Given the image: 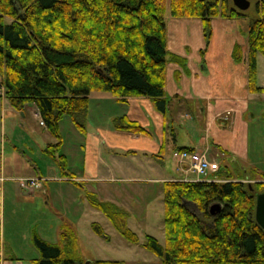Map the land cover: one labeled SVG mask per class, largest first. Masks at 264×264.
I'll list each match as a JSON object with an SVG mask.
<instances>
[{"label":"trees","instance_id":"trees-1","mask_svg":"<svg viewBox=\"0 0 264 264\" xmlns=\"http://www.w3.org/2000/svg\"><path fill=\"white\" fill-rule=\"evenodd\" d=\"M261 1V0H260ZM264 1L247 30V80L256 85L257 52L264 55ZM166 0H0V79L5 97L17 110L34 103L56 139L45 151L65 165L60 152L59 121L68 116L85 130L89 94L108 92L122 102L131 96L149 98L165 112L168 62L185 64L167 49ZM172 17L199 18L207 42L215 17L239 18L244 13L229 0H169ZM9 17L10 22L5 18ZM241 57L236 46L233 58ZM117 130L144 134L135 119H112ZM192 149L190 147H182ZM210 175V174H209ZM209 180H168L163 183L164 243L147 234L142 246L161 264H264V228L255 220V196L264 190V169L251 167L244 181L233 170L217 169ZM90 205L102 212L127 241L137 234L127 226L128 213L116 203L88 191ZM195 206L198 213L191 210ZM218 204L212 214L211 205ZM92 227L104 236L98 223ZM39 257L34 264H78L74 231L65 228L60 243L33 236ZM91 264H122L95 259Z\"/></svg>","mask_w":264,"mask_h":264},{"label":"crops","instance_id":"crops-1","mask_svg":"<svg viewBox=\"0 0 264 264\" xmlns=\"http://www.w3.org/2000/svg\"><path fill=\"white\" fill-rule=\"evenodd\" d=\"M215 18H219L216 25L222 31L221 36L227 33L230 60L235 61L234 49L236 46L240 49L242 44L247 56L248 45L247 41H244V35L247 34L248 23L240 24L238 18ZM168 22L171 32H167V49L171 53L185 57L186 61L184 59L183 65L174 62L167 64L164 86V96L167 98L165 112H160L145 96H131L127 101L122 102L110 93L111 97L106 95L108 92L93 91L89 94V99L107 100L113 103L111 105L120 106L119 112L107 114L109 121H112L113 117L127 115L141 124L147 130L146 133L117 130L111 125L112 122L97 123L92 131L79 130L81 132L79 134H83V137L76 143L77 148L81 150L82 158L75 162L76 166L67 165L64 175L60 176L55 175L53 166L44 175L33 163L30 167L27 163H19L17 170L13 171L10 160L8 164L1 161L0 264H34L32 259L39 257L38 249L32 246L33 242L31 248L37 250L32 254L27 256L18 253V246L13 242L14 237L10 228L5 227L6 200L10 197L14 199L16 193L17 196L22 195L20 190L22 188L17 182L19 178L29 176L37 178L44 187L43 190L40 186L32 188L33 190H27V196L32 197V202L35 200L34 206L37 201H43L42 204L52 210L55 205H50L51 194L48 193L51 182H64L70 190L85 188L88 192L91 190L87 186L89 182L93 184V181L131 179L140 182L144 179L145 182L163 181L164 183L168 180H196L194 177L196 174L189 171L186 164L178 163L171 156L174 149L182 147L208 151L211 165L208 179H213L211 172L217 169L233 170L238 176L241 172L247 175L251 167L264 169V124L262 123L264 104L263 99L255 100V96L261 98L264 91L251 92L248 89L247 62L246 65L239 67H207L206 52L209 50L210 42L213 43V37L211 36L209 44L205 47L204 54L201 50L196 53V47L204 39L200 19L171 16ZM189 24L200 36L198 39L193 38L188 29ZM177 33L182 37L183 42L174 41V35ZM190 40L195 41L192 43ZM191 43L193 50L188 51L186 44ZM256 77L258 79V68ZM257 86L264 88L263 85ZM3 100L4 98H0V103ZM171 107L174 108L173 114L170 112ZM34 113L39 115L37 109ZM260 119H262L260 124L256 123V120ZM40 125L44 126V124ZM45 136L48 138V135ZM52 140L56 141L52 137L49 142ZM17 147L16 144L12 145V156L15 150L24 152ZM24 149L32 150L28 147ZM101 149L108 153L109 162L101 157ZM60 152L66 159L67 155L61 148ZM129 157L131 161H128ZM23 170L24 173L20 174L19 172ZM148 172L152 174H146ZM97 190L98 188L92 191L98 194ZM69 197V201L76 203L78 209L84 204V197L74 196L72 193ZM86 202L88 209L90 204L87 199ZM11 206L14 208L13 204Z\"/></svg>","mask_w":264,"mask_h":264},{"label":"rangeland","instance_id":"rangeland-1","mask_svg":"<svg viewBox=\"0 0 264 264\" xmlns=\"http://www.w3.org/2000/svg\"><path fill=\"white\" fill-rule=\"evenodd\" d=\"M249 1V7L245 10H241L244 15L238 18L240 24L248 23L251 17L260 15L258 14L256 4H261V1L264 0ZM229 3L230 5L233 4L231 0H229ZM260 10L264 18V6L260 8ZM164 17L167 32H171L168 22L171 17L169 14V0H166ZM217 19L219 18L211 20L210 38L207 42L205 39L202 40L201 44L195 49L197 50L196 53L200 50L201 53L204 52L212 36L213 43L211 44L210 42L209 50L206 52L207 67H239L246 65L247 57L244 53L243 44L242 46L240 45L239 53H241V57L238 61L234 58L235 61L230 60V54H228L230 43L226 40L227 33L221 36L222 31L220 27L216 25ZM5 20L6 22L11 21L9 17H6ZM188 29L192 33L193 38L198 39L200 37L191 24L188 25ZM235 31L237 32V29ZM244 36V41H247V34ZM174 39L176 42L182 41V37L179 36L178 33L174 35ZM190 41L192 42L195 40ZM192 43L186 44L188 51L193 50ZM178 56L186 61L185 57L181 55ZM255 60L256 76L258 68L256 85L264 86V55L261 52H257ZM169 63H172V61L168 62V64ZM93 95L94 94H92L91 97H93ZM106 95L111 97L109 93ZM0 98H4L3 102L0 103V163L1 161H5V163L8 164V160H10V166L13 171L17 170L19 163H27L29 167L30 164L33 163L40 168L44 175L47 174L48 169L53 166L55 175L60 176L64 175L63 172L67 170V165L76 166L75 162L81 160L82 153L80 148H77V143L82 140L83 134H79L81 132H79V129L68 116H63L58 123L61 135L60 148L62 152L67 155L65 166L56 158V153V157H53L45 151L47 143H54L55 141L52 140L49 142L53 136L46 126L40 125L42 119L39 115L34 113L36 109L35 104L27 103L24 105L23 110H17L10 104L8 99H6L5 94ZM259 99H263L264 104V94L261 95V98L260 96H255V100ZM111 103V101L109 102L107 100L98 101L95 98L89 99L88 112L85 120L86 131L95 129L97 123L105 124L108 122L111 124L112 121L107 119V114L109 112H119L118 108L120 107L115 104L111 105ZM170 110L173 114L174 108L171 107ZM261 120L262 119L256 120V123L260 124ZM262 123L264 124V122ZM111 125L113 126V124ZM45 135H48V138ZM13 144H16L18 146L17 148L22 149L24 152L21 153L15 150V154L12 156ZM24 147L32 148V150L24 149ZM198 151L205 153V156L209 160L208 151L206 152V150L202 149H198ZM101 157L104 161L109 162L108 153L104 149L103 151L101 149ZM140 157L143 156L140 155ZM127 159L131 161L130 157ZM19 173H24V170ZM146 174H152V172ZM240 174L242 175L243 173L241 172ZM142 177H145V175H142ZM194 177L196 180L201 178L196 175H194ZM241 177L244 178V181L259 179H251L247 175ZM55 179H57V177ZM143 180H140V182H134L131 181V179L122 181H93V184L89 182L87 186L93 193L94 191L92 190L98 188V194L94 193L97 198L113 201L117 203L118 206L128 211L127 226L137 234L139 238L137 243H131L124 239L113 227L110 220L102 212L90 206V203L88 204V209L86 208L87 190L85 188H78L73 191L70 190L64 182H51V184H49L50 186H48V193L51 194L50 205H55L56 207H53L52 210L44 206L42 204L43 201H37L34 206L33 202L35 200L32 202V197L27 196V190L30 191L33 189L28 187L23 189L24 187H21L22 189L20 190L22 191V195L19 194V196H17L18 193H16L14 199L10 197L9 200H6L4 217L5 227L10 228L11 234L14 237L13 242L18 246V253L22 255L26 254L28 256L32 254L33 251L37 250L31 248V245L34 243L33 236L35 233L39 234L40 238L46 242L60 243L61 232L67 228L70 230L72 229L76 236V251L81 258L78 264H91V261L95 259H116L120 260L122 264H161L159 257L146 250L142 246V243L145 241V236L147 234L156 237L159 243H164L163 181L145 182ZM17 182L19 185L20 181L18 179ZM39 184L40 188L43 190L44 187H42L41 182H39ZM16 192L18 191L16 190ZM71 193L74 196L79 195L80 197H84V204L79 206L80 210L76 206V203L69 201ZM11 204L14 205V208ZM188 206L191 210L198 213L195 206L191 204ZM211 210L212 209L209 211L212 213ZM93 223H98L101 226L104 236L95 233L92 227ZM32 246H35V244Z\"/></svg>","mask_w":264,"mask_h":264},{"label":"built area","instance_id":"built-area-1","mask_svg":"<svg viewBox=\"0 0 264 264\" xmlns=\"http://www.w3.org/2000/svg\"><path fill=\"white\" fill-rule=\"evenodd\" d=\"M5 93V86L0 79V97ZM41 124H44L40 121ZM171 156L178 163L186 164L188 170L194 172L198 177L203 180H208V173L211 170V165L205 153L199 152L196 149L177 148L171 152ZM21 187H28L30 189L39 186V181L35 177L19 178Z\"/></svg>","mask_w":264,"mask_h":264},{"label":"water","instance_id":"water-1","mask_svg":"<svg viewBox=\"0 0 264 264\" xmlns=\"http://www.w3.org/2000/svg\"><path fill=\"white\" fill-rule=\"evenodd\" d=\"M233 6L238 10H245L249 7V0H231ZM212 213L218 210V204L211 205ZM255 220L256 222L264 228V190L258 192L255 196Z\"/></svg>","mask_w":264,"mask_h":264}]
</instances>
